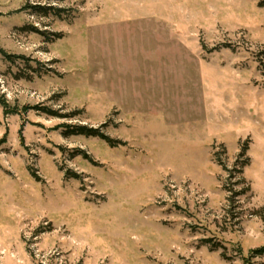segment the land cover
<instances>
[{
  "label": "rangeland",
  "instance_id": "rangeland-1",
  "mask_svg": "<svg viewBox=\"0 0 264 264\" xmlns=\"http://www.w3.org/2000/svg\"><path fill=\"white\" fill-rule=\"evenodd\" d=\"M261 1L0 0V264H264Z\"/></svg>",
  "mask_w": 264,
  "mask_h": 264
},
{
  "label": "trees",
  "instance_id": "trees-1",
  "mask_svg": "<svg viewBox=\"0 0 264 264\" xmlns=\"http://www.w3.org/2000/svg\"><path fill=\"white\" fill-rule=\"evenodd\" d=\"M259 6L261 8H264V0H262L259 3ZM0 52L4 53L1 50H0ZM258 61H259L260 65H261V67L264 68V52H262L261 55L258 56ZM0 103H2L4 105V107H5L7 112L19 113L18 111L14 110V109L10 110V108H9V106H8V104L6 102L0 100ZM77 132H78L77 134H83V135H86V136H98V135H100L104 140H106L109 143H112L110 138L104 136L103 134H100L98 130L89 129V128H86V127H78ZM247 164H249L248 160L245 161V164H243V165H247ZM253 255L254 256H264V247L261 248V249L253 251Z\"/></svg>",
  "mask_w": 264,
  "mask_h": 264
}]
</instances>
